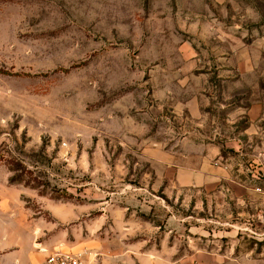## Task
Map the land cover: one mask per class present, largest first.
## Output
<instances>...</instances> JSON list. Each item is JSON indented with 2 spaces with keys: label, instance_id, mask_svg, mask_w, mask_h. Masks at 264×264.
Returning a JSON list of instances; mask_svg holds the SVG:
<instances>
[{
  "label": "rangeland",
  "instance_id": "374dc122",
  "mask_svg": "<svg viewBox=\"0 0 264 264\" xmlns=\"http://www.w3.org/2000/svg\"><path fill=\"white\" fill-rule=\"evenodd\" d=\"M26 220L87 264H264V0H0V251Z\"/></svg>",
  "mask_w": 264,
  "mask_h": 264
},
{
  "label": "crops",
  "instance_id": "0c3cea01",
  "mask_svg": "<svg viewBox=\"0 0 264 264\" xmlns=\"http://www.w3.org/2000/svg\"><path fill=\"white\" fill-rule=\"evenodd\" d=\"M48 229L44 220H26L25 231L27 233L26 251L21 250L20 241L12 247L0 251V264H45L47 253L36 248L35 242L40 239L41 246L49 248L47 239L43 236Z\"/></svg>",
  "mask_w": 264,
  "mask_h": 264
},
{
  "label": "built area",
  "instance_id": "2783aa9c",
  "mask_svg": "<svg viewBox=\"0 0 264 264\" xmlns=\"http://www.w3.org/2000/svg\"><path fill=\"white\" fill-rule=\"evenodd\" d=\"M35 246L38 250L47 253L45 264H87L85 255L82 252L67 250L63 245L51 250L41 246V241L38 239Z\"/></svg>",
  "mask_w": 264,
  "mask_h": 264
},
{
  "label": "trees",
  "instance_id": "16d2710c",
  "mask_svg": "<svg viewBox=\"0 0 264 264\" xmlns=\"http://www.w3.org/2000/svg\"><path fill=\"white\" fill-rule=\"evenodd\" d=\"M13 170V169H12ZM24 175H20L19 176V179L17 180V179H15V180H11V183H22L23 181H25L24 180ZM26 184L27 185H31L30 183H29V181H26ZM32 187H34V188H39V187H41V184H35L34 186H32Z\"/></svg>",
  "mask_w": 264,
  "mask_h": 264
}]
</instances>
